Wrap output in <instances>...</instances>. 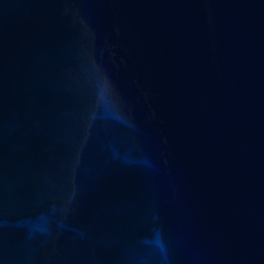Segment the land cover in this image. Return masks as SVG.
Returning <instances> with one entry per match:
<instances>
[{"label": "water", "instance_id": "obj_1", "mask_svg": "<svg viewBox=\"0 0 264 264\" xmlns=\"http://www.w3.org/2000/svg\"><path fill=\"white\" fill-rule=\"evenodd\" d=\"M0 264H264V0H0Z\"/></svg>", "mask_w": 264, "mask_h": 264}]
</instances>
